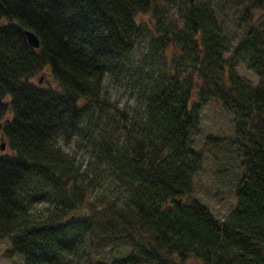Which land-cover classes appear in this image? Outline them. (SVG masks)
<instances>
[{
	"label": "trees",
	"instance_id": "16d2710c",
	"mask_svg": "<svg viewBox=\"0 0 264 264\" xmlns=\"http://www.w3.org/2000/svg\"><path fill=\"white\" fill-rule=\"evenodd\" d=\"M121 76L140 113L118 110L104 90ZM208 104L231 117L234 137L197 151ZM1 136L5 259L80 264L81 250L97 253L93 264H264V0H0ZM74 138L92 149L91 172L58 146ZM220 143L240 172L224 221L193 187ZM42 202L50 208L35 220ZM108 248L125 250L110 259Z\"/></svg>",
	"mask_w": 264,
	"mask_h": 264
},
{
	"label": "rangeland",
	"instance_id": "374dc122",
	"mask_svg": "<svg viewBox=\"0 0 264 264\" xmlns=\"http://www.w3.org/2000/svg\"><path fill=\"white\" fill-rule=\"evenodd\" d=\"M140 21L146 22L148 20L147 18H140ZM146 54L147 42L145 41L134 49L132 54V66L134 68L138 67V65L143 62L142 59ZM228 57L229 55L225 56L226 59ZM45 74L46 75L39 78L40 85H44V82L48 79V72ZM237 74L252 86L258 84V79L255 75L246 70L243 66L237 69ZM128 82L127 77L121 76L114 79L108 77L104 80L103 88L107 92L111 103H113L118 110L133 115L138 112L140 113V109L136 103L135 96L128 86ZM208 137L220 138L222 140L234 137L231 117L222 112L216 104H208L201 109L199 133L193 137L194 148L197 151L202 150ZM58 146L65 154L75 157L78 164H80L84 170H89V172L93 170L95 158L92 149L86 142H81L79 138H74L68 145L59 142ZM210 146H212V144ZM209 149H211L212 152H206L204 154L201 170L193 179L194 199L205 205L214 218L224 221L230 216L236 205V200L234 196H232V191L237 184L240 172L233 173L236 169L235 164L237 161L234 152L228 149V144L220 143L219 147H210ZM217 150L223 151L224 160L221 155L219 157L214 156ZM93 177L94 176L90 173V178ZM97 182L99 188H104L106 186V180L103 178L98 179ZM110 189L116 194V191L112 189V187H109L106 191L103 190L105 196H111L113 194L110 193ZM49 208L50 205L46 202L38 203L33 206L31 211L33 219L43 220L46 218V212ZM8 248V243L3 240L0 243V264H23L20 257H14L12 259L4 258V253ZM110 250L113 251L108 257L112 259L113 257L121 256L122 253L120 250L125 249H107V251ZM96 259L97 253L81 250L75 257V260L80 262V264H93Z\"/></svg>",
	"mask_w": 264,
	"mask_h": 264
},
{
	"label": "water",
	"instance_id": "95a60500",
	"mask_svg": "<svg viewBox=\"0 0 264 264\" xmlns=\"http://www.w3.org/2000/svg\"><path fill=\"white\" fill-rule=\"evenodd\" d=\"M24 35L26 37V40H27L28 45L31 48H33L35 50L39 49V46H40L39 40H38L37 36L34 33H32L31 31H27L26 30L24 32ZM4 150H5V143H4L3 136H1L0 137V152H3Z\"/></svg>",
	"mask_w": 264,
	"mask_h": 264
}]
</instances>
